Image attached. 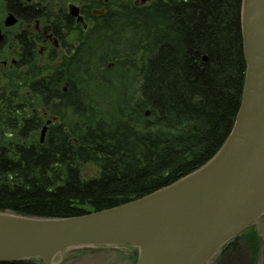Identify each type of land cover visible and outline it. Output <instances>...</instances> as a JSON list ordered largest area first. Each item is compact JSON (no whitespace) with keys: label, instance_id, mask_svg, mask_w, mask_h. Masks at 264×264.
I'll return each instance as SVG.
<instances>
[{"label":"trees","instance_id":"1","mask_svg":"<svg viewBox=\"0 0 264 264\" xmlns=\"http://www.w3.org/2000/svg\"><path fill=\"white\" fill-rule=\"evenodd\" d=\"M3 1L24 15L18 0ZM242 3L154 0L136 7L117 0L81 45L91 50H78L75 63L69 59L64 79L75 81L67 93L58 73L33 82L29 92L15 85L13 109L0 92V210L45 218L93 213L141 198L210 160L232 131L242 99ZM109 59H123L139 94L130 97L126 89L128 104L108 117L95 99L103 103L99 80L110 76ZM43 105L60 111L63 125L41 143ZM86 163L99 168L97 176L82 175ZM240 238L256 264V228L230 244Z\"/></svg>","mask_w":264,"mask_h":264},{"label":"water","instance_id":"2","mask_svg":"<svg viewBox=\"0 0 264 264\" xmlns=\"http://www.w3.org/2000/svg\"><path fill=\"white\" fill-rule=\"evenodd\" d=\"M71 14L84 22L79 7ZM14 22L9 14L6 24ZM241 24L242 99L232 131L210 160L141 198L93 213L45 218L0 210V262L62 264L83 249L105 247L136 249L135 264H207L256 227L264 216V0H243Z\"/></svg>","mask_w":264,"mask_h":264},{"label":"flooded vegetation","instance_id":"3","mask_svg":"<svg viewBox=\"0 0 264 264\" xmlns=\"http://www.w3.org/2000/svg\"><path fill=\"white\" fill-rule=\"evenodd\" d=\"M117 0H97V6H92L87 0H18L20 9L24 15H19L5 1L0 0L5 6L8 15L13 14L15 22L7 25L5 20L0 21V63L1 77H6V85L0 86V92L8 93L10 108L13 109V87L15 85L29 87L33 82H49L48 77L58 73V81L62 84L60 90L67 93L75 79H64L66 67L71 59L75 63L78 50L90 48L81 47L87 39L97 19L105 16ZM132 3L136 7L149 5L154 0H118ZM79 7L84 22L78 20V16L71 14V7ZM29 8L30 11H26ZM91 50V49H90ZM110 66V65H109ZM64 79V81L62 80ZM62 80V81H61ZM56 103H61L59 99ZM42 111L41 126L47 127L48 132L55 126L63 125L61 112H52L46 106H40ZM75 116V115H74ZM76 117V116H75ZM73 118V115H72ZM67 130L66 127H64ZM256 228V227H254ZM232 239L219 251L212 264H219L234 250V247L246 246V241ZM260 236L258 234L259 251L261 249ZM133 254L134 249L128 248ZM249 250V249H248ZM251 252V251H250ZM253 255L250 256V258ZM257 259V261H258Z\"/></svg>","mask_w":264,"mask_h":264},{"label":"rangeland","instance_id":"4","mask_svg":"<svg viewBox=\"0 0 264 264\" xmlns=\"http://www.w3.org/2000/svg\"><path fill=\"white\" fill-rule=\"evenodd\" d=\"M83 1V0H81ZM8 13L3 5L0 2V21L7 18ZM110 52L111 50H104ZM123 59L112 60L109 59L106 62L108 68L109 77L107 76V81L99 80L101 87V97L103 103L99 102L97 99L96 108H99V111L105 113L108 117L113 113L112 110L115 108L123 109L128 104L127 98L124 97L125 90L127 89V94L130 97H136L138 92V80L128 82L127 77L123 73V70H128V65H124ZM110 65V66H109ZM1 69V63H0ZM133 74V73H132ZM6 85V77H1L0 74V86ZM28 109L27 112H29ZM45 120V117H43ZM72 121L77 120L75 116L71 119ZM43 127L41 126L37 133L41 139ZM99 173V168L93 163L82 164V175L86 178H91L97 176ZM256 231L260 236V253L259 259L256 264H264V216H262L256 226ZM240 241L244 243V239L240 238ZM245 244V243H244ZM93 248V247H91ZM83 249L80 251L68 256V258L62 264H134L135 254L129 255L130 252L128 249H108L105 247H95L94 249ZM220 251H218L207 264H212ZM250 258V250L246 246L242 245L239 247H234V250L229 253L221 263L219 264H251L248 261Z\"/></svg>","mask_w":264,"mask_h":264},{"label":"bare ground","instance_id":"5","mask_svg":"<svg viewBox=\"0 0 264 264\" xmlns=\"http://www.w3.org/2000/svg\"><path fill=\"white\" fill-rule=\"evenodd\" d=\"M147 112H149V110H147ZM147 112H146V115H147ZM67 130H68V129H67ZM46 131H47V130H46ZM45 134H46V133H45ZM46 137H47V136L45 135L43 140H42V138L40 139V141L42 140V141H41V143H44V141H45ZM74 141H75V142L77 141V140H76V138H74ZM5 211H8V210H5ZM10 212H11V211H10ZM128 251H129V250H128ZM129 252H130V254H129V255L131 256V253H132V252H131V251H129ZM133 254H134V253H133ZM251 255H252V253L250 252V256H251ZM248 261H250V262H251V261H252V257H251V258H249V260H248Z\"/></svg>","mask_w":264,"mask_h":264}]
</instances>
